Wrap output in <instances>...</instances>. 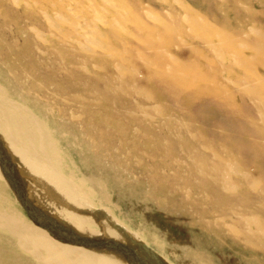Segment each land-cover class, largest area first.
<instances>
[{"label": "rangeland", "instance_id": "1", "mask_svg": "<svg viewBox=\"0 0 264 264\" xmlns=\"http://www.w3.org/2000/svg\"><path fill=\"white\" fill-rule=\"evenodd\" d=\"M259 34L264 0H0V88L43 125L60 172L140 238L114 253L264 264V161L221 142L227 118L256 107L240 78L264 81L261 54L243 47ZM161 72L181 81L171 96ZM215 85L234 95L228 112L199 90ZM16 194L0 177V205L32 222ZM12 240L0 230V264H36Z\"/></svg>", "mask_w": 264, "mask_h": 264}, {"label": "bare ground", "instance_id": "2", "mask_svg": "<svg viewBox=\"0 0 264 264\" xmlns=\"http://www.w3.org/2000/svg\"><path fill=\"white\" fill-rule=\"evenodd\" d=\"M239 29L241 35L248 37V30H244L243 27ZM259 36V39H249V43L243 44V47L253 50L255 54H261L259 65L264 70V47H261L263 45L260 43L264 41V37L260 34ZM222 42L225 46L228 45L227 47L235 46L233 49L239 61H244L239 45L237 46L234 41L229 42L226 38ZM160 74L161 79L157 85L163 90V94L168 93L171 96L173 86H180L181 81L173 76L172 72L173 75L164 72ZM251 77L253 80L240 79L244 80V84L251 92L250 96L256 95V107L253 110L245 109L238 116L230 118L226 116L230 123H234L236 131L233 130L235 132L233 135L224 133L221 142L224 147L230 144L237 147L238 144L255 160L264 161V81L255 73ZM199 90L202 91V95L208 93L217 96L213 104L228 112L229 99L234 95L227 88L215 85ZM178 93L184 95L188 101L194 99L190 92ZM221 94L223 98H220ZM254 113L256 117L253 118ZM28 114L26 107L8 99L0 88V177L8 179L15 192L25 197L23 198L26 204L28 201L33 218L32 222L28 221L29 219L25 220L14 213L7 202L2 203L0 230L13 236L15 247L22 250L36 264H160L156 262V256L141 245L139 248L143 250V256H140L141 252L138 254L139 249H132V252L139 255L142 263L136 261L132 263L129 255L123 258L126 254L121 256L113 252L111 246L115 242L129 248L130 242L141 240L129 233L107 208L97 207L80 181L70 176L66 177L60 172L61 160L55 142L48 139L41 123L29 126L34 124L35 119ZM209 188L214 189L210 186ZM252 207L255 210L261 209L255 205Z\"/></svg>", "mask_w": 264, "mask_h": 264}]
</instances>
